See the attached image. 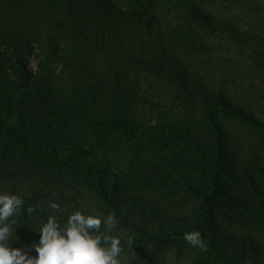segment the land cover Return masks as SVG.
<instances>
[{"label": "trees", "instance_id": "trees-1", "mask_svg": "<svg viewBox=\"0 0 264 264\" xmlns=\"http://www.w3.org/2000/svg\"><path fill=\"white\" fill-rule=\"evenodd\" d=\"M221 1L231 16L214 0H0V193L25 201L12 247L81 211L117 219L121 264H264V168L227 129L264 138V122L216 53L248 47L264 72L263 36L237 19L260 4Z\"/></svg>", "mask_w": 264, "mask_h": 264}, {"label": "clouds", "instance_id": "clouds-1", "mask_svg": "<svg viewBox=\"0 0 264 264\" xmlns=\"http://www.w3.org/2000/svg\"><path fill=\"white\" fill-rule=\"evenodd\" d=\"M24 203L16 194L0 193V264H121L119 258L124 249L121 239L111 234L118 224L111 214L102 218L74 211L64 224L57 216L50 215L38 231L39 242L31 245L35 256L29 254L30 250L12 247L11 241L16 239L13 217L20 214ZM38 207L29 205L26 211L31 214ZM49 207L54 212L60 210L59 204L54 202H50ZM184 240L201 251L206 249L198 231L186 232ZM126 244L131 249L133 239L129 237Z\"/></svg>", "mask_w": 264, "mask_h": 264}, {"label": "rangeland", "instance_id": "rangeland-1", "mask_svg": "<svg viewBox=\"0 0 264 264\" xmlns=\"http://www.w3.org/2000/svg\"><path fill=\"white\" fill-rule=\"evenodd\" d=\"M157 1V0H151ZM210 1V0H207ZM213 5L218 11L225 12L231 16L227 3L221 0H214ZM259 2V12H238L237 19L245 32L250 35H261L264 38V0ZM234 15H236L234 13ZM234 18V17H233ZM217 55H222L231 59L227 63L229 67V83L234 100L240 105L248 108L256 117L264 122V72L253 70L255 62L251 49L248 47H235L229 45L218 46ZM264 53V52H263ZM37 66V60L31 58L28 62V69L34 71ZM254 69H258L257 66ZM228 72V73H229ZM227 129H230L229 136L234 143V148L246 160L256 159L262 162L264 168V138L249 127L238 125L232 122L227 123ZM154 153V151H152ZM256 173V172H255ZM256 175L257 185L260 189L264 188V175L258 172ZM260 233V234H259ZM255 233L264 243V232Z\"/></svg>", "mask_w": 264, "mask_h": 264}]
</instances>
